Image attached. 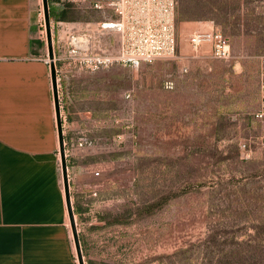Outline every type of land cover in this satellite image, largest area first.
Instances as JSON below:
<instances>
[{
	"label": "rangeland",
	"instance_id": "obj_1",
	"mask_svg": "<svg viewBox=\"0 0 264 264\" xmlns=\"http://www.w3.org/2000/svg\"><path fill=\"white\" fill-rule=\"evenodd\" d=\"M47 1L53 46L68 22L114 17L92 0ZM68 2L56 20L50 8ZM210 27L228 37L230 59L209 45L191 50L188 35ZM175 37V56L59 73L67 134L93 142L76 140L67 157L84 264H264V146L253 117L264 0H176Z\"/></svg>",
	"mask_w": 264,
	"mask_h": 264
},
{
	"label": "crops",
	"instance_id": "obj_2",
	"mask_svg": "<svg viewBox=\"0 0 264 264\" xmlns=\"http://www.w3.org/2000/svg\"><path fill=\"white\" fill-rule=\"evenodd\" d=\"M40 9L41 0H0V264H78ZM66 124L67 159L78 146Z\"/></svg>",
	"mask_w": 264,
	"mask_h": 264
},
{
	"label": "built area",
	"instance_id": "obj_3",
	"mask_svg": "<svg viewBox=\"0 0 264 264\" xmlns=\"http://www.w3.org/2000/svg\"><path fill=\"white\" fill-rule=\"evenodd\" d=\"M92 6L100 9L110 5L113 18L82 21L79 27L63 28L61 46L54 53V60L60 61L62 69L97 70L112 64L139 66L160 57L176 54L175 5L176 0H92ZM41 35L45 34L42 6L39 12ZM114 36V48L105 45L104 39ZM188 44L197 52L203 45H209L211 55L228 60L232 56L229 39L216 28H199L188 35ZM49 62V59H48ZM165 86L172 87L166 80ZM260 102L253 113L255 120L261 122L259 142L264 146V69L261 72ZM61 116L65 121V116ZM85 136L76 141L77 145H91ZM241 149L247 147L240 143Z\"/></svg>",
	"mask_w": 264,
	"mask_h": 264
},
{
	"label": "water",
	"instance_id": "obj_4",
	"mask_svg": "<svg viewBox=\"0 0 264 264\" xmlns=\"http://www.w3.org/2000/svg\"><path fill=\"white\" fill-rule=\"evenodd\" d=\"M42 12H43V20H44V29H45V40L47 44V56L49 59V68L51 75V83H52V92H53V100H54V108L56 114V126H57V134H58V143H59V154H60V163H61V173L65 194V202L76 252V257L78 260V264H84L82 249L80 245V239L78 235V231L76 228V221L74 217V211L69 191V178H68V170H67V159L65 153V145H64V137L63 130L61 124V116H60V105H59V96H58V88H57V80H56V69L54 62V49H53V39L51 32V23L49 19V9H48V1L41 0Z\"/></svg>",
	"mask_w": 264,
	"mask_h": 264
},
{
	"label": "trees",
	"instance_id": "obj_5",
	"mask_svg": "<svg viewBox=\"0 0 264 264\" xmlns=\"http://www.w3.org/2000/svg\"><path fill=\"white\" fill-rule=\"evenodd\" d=\"M61 1H63V0H52L51 1V3L50 4H54V3H59V2H61ZM70 2H68V3H66L65 4V6H63L62 8H60V10H58V11H53V9L52 8H50V13H52V16L56 19V20H64L67 16H66V14H67V11H66V8L67 7H70ZM88 264H92V261L91 260H89L88 261Z\"/></svg>",
	"mask_w": 264,
	"mask_h": 264
}]
</instances>
